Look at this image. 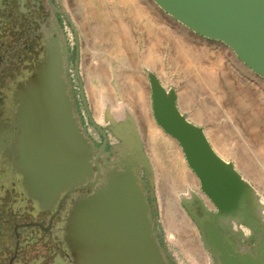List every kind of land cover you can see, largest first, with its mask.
I'll list each match as a JSON object with an SVG mask.
<instances>
[{
  "label": "water",
  "instance_id": "obj_1",
  "mask_svg": "<svg viewBox=\"0 0 264 264\" xmlns=\"http://www.w3.org/2000/svg\"><path fill=\"white\" fill-rule=\"evenodd\" d=\"M153 1L188 30L227 45L240 61L264 79V0ZM72 27L77 31L73 21ZM65 52L68 55L67 49ZM78 68L77 59L79 76ZM148 76L154 118L180 142L202 191L219 209L216 220L208 217L204 221L208 225H201L203 244L213 252L219 264H264L263 205L255 188L233 162L215 151L204 128L179 108L177 90L165 85L153 72ZM80 86L84 104L89 109L83 83ZM15 101L19 105L22 130L17 164L26 176L31 195L46 203L55 200L67 188V195L91 188L73 201L65 227V240L73 263H175L159 237L151 209L153 207L156 214L157 204H150L137 165H122L121 169L110 170L100 179L96 147L79 120L73 80L67 68L59 67L54 49L33 75V80L18 91ZM89 115L92 123L105 134L90 111ZM107 117L116 126V135L122 138L121 126L111 113L108 112ZM129 117L134 123L143 164L155 177L137 124ZM151 183L153 185V178ZM250 201L255 203L259 213L250 206ZM221 218L242 223L251 230L256 235V250L241 249L232 233L218 238L214 223Z\"/></svg>",
  "mask_w": 264,
  "mask_h": 264
},
{
  "label": "flooded vegetation",
  "instance_id": "obj_2",
  "mask_svg": "<svg viewBox=\"0 0 264 264\" xmlns=\"http://www.w3.org/2000/svg\"><path fill=\"white\" fill-rule=\"evenodd\" d=\"M68 28L74 31L71 14L62 0H0V264H74L65 240V227L73 201L91 188L70 195H67V188L55 200L46 203L31 195L25 183L26 176L17 164L22 130L18 117L19 105L15 101L18 91L33 80V75L44 64L51 49L57 54L59 67L67 68L73 80V47ZM74 33L76 39L78 33ZM77 49L76 40V52ZM76 98L80 123L96 147L95 157H98L101 166L100 179H104L110 170L121 169L122 165L130 163L136 164L150 204H157L156 214L153 207L151 209L158 229L160 205L156 180L143 164L130 115L115 119L121 126L122 138L116 135V126L112 122L108 128L102 127L104 134L92 123L90 109L82 100L88 119L99 134L100 139H95L85 127L77 94ZM139 138L151 161L140 131ZM153 169L155 171L154 165ZM203 193L201 186L188 185L179 198L181 209L192 220L202 241L201 225H208L205 223L208 217L216 220L215 214L219 211L215 202ZM250 204L259 213L255 203L250 201ZM214 226L218 238L232 233L241 249L250 247L256 250V235L242 223L221 218L215 221ZM159 237L163 242L160 231ZM209 253L213 264H219L213 252Z\"/></svg>",
  "mask_w": 264,
  "mask_h": 264
},
{
  "label": "bare ground",
  "instance_id": "obj_3",
  "mask_svg": "<svg viewBox=\"0 0 264 264\" xmlns=\"http://www.w3.org/2000/svg\"><path fill=\"white\" fill-rule=\"evenodd\" d=\"M66 1L84 40L83 70L92 102H95L96 118L103 123L105 109L111 102L112 109L116 113L125 112L126 108L134 112L139 131L147 142V150L155 160V186L164 213V225L170 235L177 234L175 226L181 227L178 219L185 216L179 203L180 194L188 185L199 187L200 181L188 166L180 142L164 131L151 116L150 91L144 66L162 75L164 78L162 77L161 81L165 85L170 80L165 69L166 60L169 63L176 61L186 71L195 69L197 81L203 79L208 81L209 85L217 81V72L214 69H218L231 88L240 110L243 114L246 113L245 115L249 114L251 119L249 123L253 132L257 131L256 125L258 126L259 123L263 126L258 101L264 103V79L240 61L233 50L224 43L218 42L217 46H213L203 41L200 44L191 38L190 30L182 24L179 30L178 26L174 28L155 20L142 5L145 0H73L72 4L69 0ZM116 2L130 9L132 15L134 14L142 23L144 30L138 40L141 41L143 37L145 46L143 51H134L131 48L130 26L119 16ZM86 52L90 53L88 59L85 58ZM212 56L215 57L214 62H211ZM104 60L111 64L110 70L117 89L100 84L106 76L103 73ZM230 75L235 80L230 79ZM175 83L178 85L177 94L181 104L186 102L190 105L189 94L184 90L181 82L175 81ZM218 98L219 96H216V99ZM219 108L223 111L222 105ZM222 113L229 125L241 134L240 126L233 116L225 111ZM212 117L211 112H208L204 106H197L194 111V118L202 120L205 124L204 132L215 151L225 159L237 157L238 143L233 140L229 142L224 134L221 135L220 132L222 133L223 130L220 131L221 129L214 126ZM258 140L260 152L264 156V129L263 136L258 137ZM261 167L264 172V158ZM167 177L174 184L173 194L168 192L165 186ZM245 177L252 180L247 172ZM257 187L264 192V179H260ZM260 195L259 200L264 204V196ZM262 209L261 215L264 218V208ZM193 249L187 248V257L192 264H211L209 257L203 251L196 252Z\"/></svg>",
  "mask_w": 264,
  "mask_h": 264
},
{
  "label": "rangeland",
  "instance_id": "obj_4",
  "mask_svg": "<svg viewBox=\"0 0 264 264\" xmlns=\"http://www.w3.org/2000/svg\"><path fill=\"white\" fill-rule=\"evenodd\" d=\"M66 9L69 11L72 17V21L77 29L78 33V49L77 52L75 51L76 47V39H75V33L72 29L68 28L69 38L72 43L73 47V60H72V78H73V87L77 94V97L80 102V114L82 115L85 123V127L89 130L91 135L95 139H100L99 134L95 128L94 125L89 121L87 113L85 111V108L83 106V99L81 97V83H83L84 86V92L87 99V103L90 109V112L93 116V119L95 122L103 127L108 128V124L111 123V121L107 117V113H111L113 117H115L116 120H119L122 118H126L129 115L132 116L137 123L136 115L132 110L129 108H126L125 112L122 113H116L112 109V102L108 104L107 108L105 109V115H104V121L99 122L96 118V112L94 103L92 102L91 95L89 93V88L87 84V79L85 77V72L83 70V59H84V40L81 36V29L76 22L74 15L70 8L67 6V1L62 0ZM70 3H73V0H69ZM117 5V11L119 13V16L125 20L126 23H129L130 26V46L131 48L135 50L143 51L145 46L143 44V37L142 40H138V37L142 36L143 25L140 22L139 19L135 18L134 14L132 15V12L130 9H128L125 5H121L120 2H116ZM145 10L147 12H150L155 20L159 22H164L167 26H173L174 28L178 26L179 30L181 26V23L174 20L171 16L163 12L157 4L153 0H145L144 3H142ZM122 6V7H121ZM124 13V14H123ZM123 15V16H122ZM125 15V16H124ZM189 35L191 38H193L195 41L199 42L200 44L203 41H207L211 43L213 46H215L219 41H213L204 37H201L197 34H195L192 31H189ZM217 46V45H216ZM213 48V47H212ZM85 58H89V52H86ZM79 60V76L76 74V67H75V60ZM107 61V60H106ZM104 60V67H103V73L104 80L100 84H104L106 87L113 86L115 89H117L115 79L113 78L111 64ZM215 61V57L212 56L211 62ZM165 69L167 72V76L170 80L167 81V85L169 87L175 88L178 92V85L175 83V81L181 82L182 87L184 90L189 94L190 99V105L186 102L182 103L179 101V95H178V105L179 108L195 123L201 125L203 128L205 127V124L202 122V120L195 119L194 118V111L197 106H204L208 112H211L212 121L214 123V126L217 129H221L222 133L221 135H225L228 138V141H234L238 143V150H237V157H228L227 160L233 162L238 170L245 176V173L250 175L251 179H247L253 187L255 188V191L257 193V196L260 198L264 196V192L259 190V187H257V183L260 181V179H264V172L261 167L262 159L264 158L263 154H261L259 149V140L258 137L263 136V129H264V103L263 101H258L259 104V111L262 115V125L260 123L258 126L256 125L257 131H252V125H250V117L249 114L247 115L243 114V112L240 110V107L238 105V102L235 100L234 94L231 91V88L227 85L225 78L223 77L222 72H219L218 69H214L217 72V81L215 80V84L209 85L208 81L206 80H199L195 77V69L186 71V69L181 65L178 64L176 61L174 63H169L167 60L165 61ZM210 62V63H211ZM107 64V65H106ZM180 65V66H179ZM111 72V73H110ZM153 72L157 74V76L163 80V76L158 74L157 71H155L152 68H149L147 66H144V73L147 78V86L148 90L150 91V113L151 116L154 118L153 111H152V101H151V85L148 73ZM110 73V74H109ZM163 77V78H162ZM230 79L235 80L232 75H230ZM107 81V82H106ZM237 86L238 83H236ZM98 88V86H97ZM95 96V94H93ZM92 95V96H93ZM216 96H219L218 99H216ZM112 104V105H111ZM220 105L223 106V111L225 113H228L229 115L233 116L234 120L238 122V125L240 126V129L242 131L241 134H238L228 123L227 119L222 116V108H219ZM214 108V109H212ZM222 111V112H221ZM124 116H123V115ZM118 118V119H117ZM156 122V120H155ZM138 126V125H137ZM260 126V127H259ZM139 129V128H138ZM141 134V133H140ZM114 139V137H112ZM144 139V138H143ZM146 146L147 142L144 139ZM151 161L153 162V165L155 167L154 159L148 153ZM186 158V157H185ZM188 164V163H187ZM189 166V165H188ZM192 170V169H191ZM156 178V177H155ZM167 182L165 184L166 188L169 190L168 192H171V194L174 193V184L171 182V180L167 177ZM186 189V188H185ZM258 190V192H257ZM170 196V194L168 195ZM160 204V203H159ZM264 208V204H262ZM157 223H158V229L160 231V235L163 238V244L165 246V249L171 256V258L174 260L175 263L173 264H192V262L189 260L188 251L187 248H194L193 250L196 252L203 251L210 259L211 264H213L212 257L209 253V251L204 247L203 241L201 240L200 234L198 233L195 225L193 224L192 220L185 214L184 217L178 219V223L181 225L179 228L178 226H175L177 234L170 235L164 225V213L163 209L160 205L159 214L157 217ZM191 241L192 243H190ZM197 246V247H196Z\"/></svg>",
  "mask_w": 264,
  "mask_h": 264
}]
</instances>
